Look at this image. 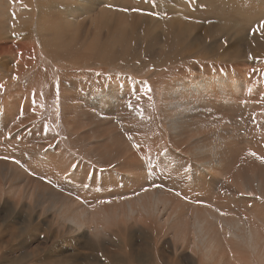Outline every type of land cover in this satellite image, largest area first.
Instances as JSON below:
<instances>
[{
    "label": "bare ground",
    "instance_id": "obj_1",
    "mask_svg": "<svg viewBox=\"0 0 264 264\" xmlns=\"http://www.w3.org/2000/svg\"><path fill=\"white\" fill-rule=\"evenodd\" d=\"M66 1L0 22V260L264 264V6Z\"/></svg>",
    "mask_w": 264,
    "mask_h": 264
},
{
    "label": "rangeland",
    "instance_id": "obj_2",
    "mask_svg": "<svg viewBox=\"0 0 264 264\" xmlns=\"http://www.w3.org/2000/svg\"><path fill=\"white\" fill-rule=\"evenodd\" d=\"M7 1H9V2H7ZM55 2H57V3H59V0H54ZM89 1H93V0H85V2L86 3H88ZM226 1H229V0H226ZM233 1H235L240 7H248V8H251V9H253V10H251V11H256V9H258L259 8V5L261 4L262 6H264V0H260V3L258 4V0L257 1H255V0H233ZM82 2H83V4H82ZM32 3H33V0H26V2H25V4H27V5H32ZM66 3H68V4H71V5H73L74 3H72L71 1H69V0H67L66 1ZM79 4H82V5H84L85 6V4H84V1H81ZM18 6H20V4L18 3V0H0V22L1 21H9L10 20V18L12 17L11 15H12V11H13V9L15 8V7H18ZM127 6V5H126ZM202 7V6H201ZM201 7H199L200 9H203V8H201ZM127 8V10L128 9H130V7H126ZM8 10V11H7ZM7 11V12H6ZM10 11V12H9ZM132 11H134V9H132ZM190 11H191V8H190ZM135 12V11H134ZM215 12H217V6H213V12H209L208 13V18L206 19L205 18V21H202V23H201V25H200V27H201V30L202 31H205V30H203V29H208V30H210V31H213L214 32V36L211 38V40L210 41H213V43L215 44V45H217L218 43L220 44V43H222L224 40H227L228 39V37H227V35H225L224 34V32H223V30H220V28H221V26H219L220 25V23H209L211 20L209 19V17H211V16H213L214 17V15H215ZM5 13H6V16H5ZM8 13V14H7ZM10 13V14H9ZM211 13H214V15H211ZM4 14V15H3ZM5 17V18H4ZM7 17V18H6ZM204 18V17H203ZM203 18H200V20H203ZM250 19H252V17L250 18ZM250 19H248V20H243V18H241L239 21H241L243 24H245L246 26H253L254 24H252V20H250ZM206 22V23H205ZM208 22V23H207ZM7 23V22H6ZM207 25H209V26H207ZM204 26V27H203ZM220 28H219V27ZM212 29V30H211ZM199 33H201V31H199ZM216 33V34H215ZM248 33V34H247ZM251 34H252V31L250 30V29H246V32L243 34V38L245 37L246 39L245 40H248V38L251 36ZM223 35V36H222ZM140 37V36H139ZM219 40V41H218ZM243 41H244V39H243ZM228 44L226 43V46H227ZM246 45V43H244V46ZM219 46H222L223 48H225V46H223V45H219ZM245 59V58H244ZM249 59V57H247V60ZM40 62L44 65V67H50V64H48V62L47 61H43V60H40ZM150 71H152L151 69H149L148 70V72H150ZM53 74H54V82L56 83V82H58V80H59V76H60V71H57V69H55L54 71H53ZM114 74H116L115 72H113V71H109L107 68L105 69L104 68V70H102V72L100 71L99 73H98V76L99 77H110V76H113ZM139 76L137 77L138 78V80L141 78V80H143L142 78H145V76L143 77V76H141L142 75V73H139L138 74ZM144 82H146V81H144ZM156 86L158 87V86H160V84H156ZM58 91V90H57ZM53 125L56 127V129L57 128H59L60 129V122H59V119L58 118H56V119H54V121H53ZM33 222H36V220H34ZM27 232V231H26ZM64 245H66V246H68L66 243H64ZM69 256H67V260L65 259V261L63 262V263H61V264H73L74 262H82V260L79 258H77V259H75V261H73V259L72 258H68ZM14 258H8V256L6 257V258H3L2 260H0V264H30L29 262H28V260L27 259H21L20 261L19 260H17V261H15V260H13ZM72 259V260H71ZM13 261V262H12ZM54 264H57V263H54Z\"/></svg>",
    "mask_w": 264,
    "mask_h": 264
},
{
    "label": "snow or ice",
    "instance_id": "obj_3",
    "mask_svg": "<svg viewBox=\"0 0 264 264\" xmlns=\"http://www.w3.org/2000/svg\"><path fill=\"white\" fill-rule=\"evenodd\" d=\"M253 155H254V153H253ZM258 159H261L262 161H264V158L258 157ZM17 163H19V162L17 161Z\"/></svg>",
    "mask_w": 264,
    "mask_h": 264
}]
</instances>
